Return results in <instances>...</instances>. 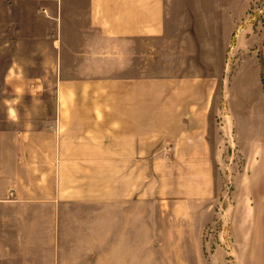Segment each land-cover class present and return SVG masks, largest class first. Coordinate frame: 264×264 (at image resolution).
I'll list each match as a JSON object with an SVG mask.
<instances>
[{
    "label": "crops",
    "instance_id": "1",
    "mask_svg": "<svg viewBox=\"0 0 264 264\" xmlns=\"http://www.w3.org/2000/svg\"><path fill=\"white\" fill-rule=\"evenodd\" d=\"M22 6L42 25L19 27L25 39L10 43L30 52L5 76L0 264H66V241L82 240L95 243L89 255L104 241L105 256L121 246L114 256L143 258L147 207L193 217L216 192L210 77L194 74L192 53L177 55L188 42L164 41L178 32L165 0H0V33ZM254 181L249 168L241 188ZM255 199L244 202L252 213Z\"/></svg>",
    "mask_w": 264,
    "mask_h": 264
},
{
    "label": "rangeland",
    "instance_id": "2",
    "mask_svg": "<svg viewBox=\"0 0 264 264\" xmlns=\"http://www.w3.org/2000/svg\"><path fill=\"white\" fill-rule=\"evenodd\" d=\"M165 2L171 15L170 26H177L178 32L168 31L164 41L178 40L185 45L188 42V48L178 49L177 55L192 53L194 74L209 75L210 88L215 95L209 135L215 146L216 192L209 202L194 211L193 217L183 215L175 219L169 208L147 207L146 236L151 239L146 240L143 258L114 256L121 246L114 247L118 250L112 251L113 256H105L104 241L96 242L99 255L93 256L89 254L94 251V242L82 240L70 249L73 242L66 241L65 256L60 257L66 264H120L138 260L145 264H256L258 259L264 261V0ZM32 11L35 6L14 9L11 15L16 20L15 26L8 24L6 31L0 33L1 127L6 126L7 102L11 99L5 80L7 70L14 57H24L30 52L27 44L12 48L10 43L25 39L26 34L19 31L22 30L19 27L42 25L40 20L30 17ZM2 14V20L7 21L9 10H1ZM146 51L154 55L158 50L147 48ZM29 67L34 72L42 70L40 64ZM53 67L50 66V74ZM49 83L53 88L52 82ZM19 103L23 107L29 104V96L23 95ZM225 118L228 128H224ZM251 142L257 148L249 160ZM249 168L254 187L247 183L248 188L243 189L241 179ZM255 170L261 172V176L259 173L258 177L253 176ZM251 196L256 198L257 204L253 213L249 205L244 204ZM241 197L244 201L237 208ZM246 208L249 213L245 212ZM202 221L204 223L200 224Z\"/></svg>",
    "mask_w": 264,
    "mask_h": 264
}]
</instances>
